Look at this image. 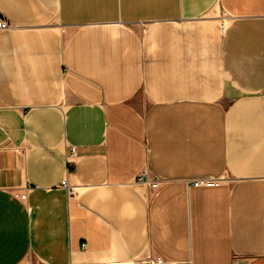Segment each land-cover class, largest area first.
Returning a JSON list of instances; mask_svg holds the SVG:
<instances>
[{
    "label": "crops",
    "instance_id": "1",
    "mask_svg": "<svg viewBox=\"0 0 264 264\" xmlns=\"http://www.w3.org/2000/svg\"><path fill=\"white\" fill-rule=\"evenodd\" d=\"M0 19V264H264V0Z\"/></svg>",
    "mask_w": 264,
    "mask_h": 264
},
{
    "label": "built area",
    "instance_id": "2",
    "mask_svg": "<svg viewBox=\"0 0 264 264\" xmlns=\"http://www.w3.org/2000/svg\"><path fill=\"white\" fill-rule=\"evenodd\" d=\"M226 17V14L224 13L223 16H222V19ZM10 26H9V23L3 19H0V29L1 30H5V29H8ZM221 27L222 29H224L225 27V22L222 21L221 23ZM264 95V91H263V94ZM144 177L145 176V173L143 175H141V177H139L141 180H144ZM190 184L195 186V187H201V186H209V185H215L217 184V182L215 180H212L210 178H197V179H194L192 181H190ZM63 186L67 187L68 186V183L67 181H64L63 182Z\"/></svg>",
    "mask_w": 264,
    "mask_h": 264
}]
</instances>
